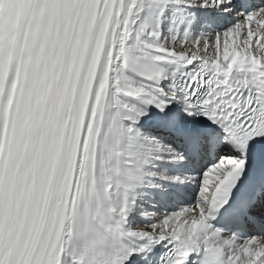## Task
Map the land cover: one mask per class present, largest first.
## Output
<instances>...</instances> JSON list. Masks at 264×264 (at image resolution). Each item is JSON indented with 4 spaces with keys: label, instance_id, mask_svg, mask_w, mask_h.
Masks as SVG:
<instances>
[{
    "label": "snow or ice",
    "instance_id": "1",
    "mask_svg": "<svg viewBox=\"0 0 264 264\" xmlns=\"http://www.w3.org/2000/svg\"><path fill=\"white\" fill-rule=\"evenodd\" d=\"M0 264H264V0H0Z\"/></svg>",
    "mask_w": 264,
    "mask_h": 264
}]
</instances>
